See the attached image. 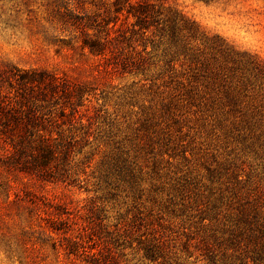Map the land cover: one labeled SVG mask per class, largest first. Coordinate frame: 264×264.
<instances>
[{"label":"rangeland","instance_id":"374dc122","mask_svg":"<svg viewBox=\"0 0 264 264\" xmlns=\"http://www.w3.org/2000/svg\"><path fill=\"white\" fill-rule=\"evenodd\" d=\"M157 5L166 29L119 21L106 60L74 20L103 38L110 0H0V67L86 93L49 173L0 138V264H264V94L239 92L241 58L264 64V0Z\"/></svg>","mask_w":264,"mask_h":264},{"label":"trees","instance_id":"16d2710c","mask_svg":"<svg viewBox=\"0 0 264 264\" xmlns=\"http://www.w3.org/2000/svg\"><path fill=\"white\" fill-rule=\"evenodd\" d=\"M110 2L114 15L105 20L107 25L112 23V26L103 38L98 37L97 33L93 37L84 22L74 20L83 35L82 46L106 60L117 57V51L121 47L115 42L114 36L110 37L112 31L121 30V27L115 29L119 21H122L126 29L131 24L134 32L142 34L149 30H165L167 27L169 18L164 17L162 8H157V0ZM122 15L125 16L124 19ZM130 17L135 21L129 23ZM90 25L97 32L100 31L97 23ZM189 31L191 36L197 35L192 30ZM172 32L175 35V30ZM220 46L227 49L222 44ZM241 60L255 79L244 74L241 79L242 90L239 89V92L247 93L246 90L249 89L251 92L264 94V64L251 57ZM119 61L121 62L116 60L114 63L121 64L123 71H131L128 60ZM85 94L81 83L66 74L46 69L22 70L15 65L0 67V138L8 147V156L26 157L21 163L27 169L37 168L39 175L49 173L52 157L57 154L69 155L73 143L78 140L77 135L71 132L76 126L78 105H83Z\"/></svg>","mask_w":264,"mask_h":264}]
</instances>
